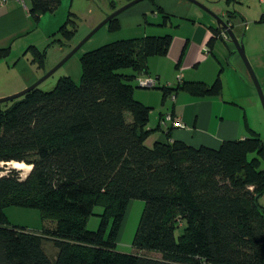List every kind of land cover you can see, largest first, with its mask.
Instances as JSON below:
<instances>
[{
	"label": "trees",
	"instance_id": "obj_1",
	"mask_svg": "<svg viewBox=\"0 0 264 264\" xmlns=\"http://www.w3.org/2000/svg\"><path fill=\"white\" fill-rule=\"evenodd\" d=\"M61 1L25 4L38 23ZM109 22L117 32L118 20ZM170 41L166 35L111 42L82 56L79 84L64 76L51 89L39 85L0 104V163L31 166L24 178L14 168L0 176V264H264L259 135L252 131L218 149L180 141L145 145L150 107L134 98V89L138 76L147 75L148 58L165 55ZM27 53L44 68L45 50L29 46ZM8 54L0 48V61ZM217 91L215 84L199 94ZM135 199L144 201L133 241L140 253L118 252ZM95 206L103 211L98 228L89 230ZM9 207L37 210L54 226L34 233L11 224ZM44 240L58 250L55 261Z\"/></svg>",
	"mask_w": 264,
	"mask_h": 264
},
{
	"label": "crops",
	"instance_id": "obj_2",
	"mask_svg": "<svg viewBox=\"0 0 264 264\" xmlns=\"http://www.w3.org/2000/svg\"><path fill=\"white\" fill-rule=\"evenodd\" d=\"M197 1L220 16L232 14V32L242 42L264 90V0ZM116 19L120 26L116 33L132 35L117 40L171 36L166 54L147 60L146 76L154 78L158 87L136 85L134 89V98L150 107L147 147L180 141L194 148L218 149L223 142L248 138L252 131L264 141V109L249 69L234 43L219 36L222 29L210 13L190 0H152L141 10L122 12ZM40 20L36 23L19 0L0 1V48H9L8 56L0 61V98L26 89L45 73L25 54L29 46L39 48L37 39L30 36ZM215 84L216 94H199ZM175 122L180 126H174ZM43 226L54 223L38 221L27 229L39 233ZM42 247L55 261L58 250L53 243L44 240Z\"/></svg>",
	"mask_w": 264,
	"mask_h": 264
},
{
	"label": "rangeland",
	"instance_id": "obj_3",
	"mask_svg": "<svg viewBox=\"0 0 264 264\" xmlns=\"http://www.w3.org/2000/svg\"><path fill=\"white\" fill-rule=\"evenodd\" d=\"M151 1L152 0H143L124 12L127 14H131L135 11L141 10L143 7L151 3ZM127 3V0H62L55 13L46 14L40 20L42 21L40 22V26H38L37 29L35 28L30 36L34 40L37 39L36 42L39 44V48L41 50H45L44 68L41 69V71L45 72L43 75L54 69L68 55V53L77 45H79L102 21H104L108 16L113 14L115 11H117ZM198 3L203 6L202 9L205 7L206 9H208V7L204 3ZM231 10H233V7ZM109 23L110 22L99 29L89 40H87L80 47V49L71 58H69L44 82H42L40 84L41 88L44 90L51 89L59 80V78L64 76L70 77L73 82L79 84L82 77L81 58L84 54L111 42H114L115 40H117V38L132 36L128 35L129 33L127 31H121L118 33L112 31L110 29L111 24ZM62 26L64 28L59 31ZM67 34H69L70 36L66 37ZM50 38L55 39V41H52L53 43H49ZM28 57L31 59V54H29ZM262 92H264V90H262ZM258 98L262 109H264L259 95ZM0 168L5 169L3 172H0L1 176L4 175L7 170L12 167L9 166V163L5 165L3 163H0ZM261 168H264V163H262ZM21 171L20 172L22 178H24L29 172L27 170V167L21 169ZM258 203L262 207H264V195L259 198ZM143 208L144 201L140 199L130 201L117 241L116 250L118 252L127 254L140 253V251L133 246V241L141 218V214L143 212ZM6 210V213H8V220L11 224L20 226L25 225L30 229L33 228L32 226L36 222L39 221L40 223H42L40 213L37 210H26L20 209L18 207H9ZM102 211L103 208L100 206H95L93 208V214L88 218V221L90 220L89 224L87 221V227L91 228L89 230H96L98 228L100 221L99 214H101ZM182 232L183 230L181 228L176 229L175 237L178 238L182 234ZM141 254L151 258L160 257V255L155 252H142Z\"/></svg>",
	"mask_w": 264,
	"mask_h": 264
},
{
	"label": "water",
	"instance_id": "obj_4",
	"mask_svg": "<svg viewBox=\"0 0 264 264\" xmlns=\"http://www.w3.org/2000/svg\"><path fill=\"white\" fill-rule=\"evenodd\" d=\"M143 0H132L130 2H128L126 5H124L123 7H121L120 9H118L117 11H115L113 14H111L110 16H108L104 21H102L96 28H94L89 35L79 44L77 45L75 48H73L68 55L51 71H49L48 73H46L45 75H43L42 77H40V79H38L35 83H33L32 85H30L29 87H27L26 89L11 95V96H7L4 98H0V104L2 103H6L9 101H12L14 99H17L21 96H24L27 92L31 91L32 89H34L35 87L39 86L42 82H44L50 75H52L59 67H61L69 58H71L79 49L80 47L87 41L89 40L99 29H101L105 24H107L110 20H112L113 18H116L119 14H121L122 12H124L125 10H127L128 8L134 6L135 4L141 2ZM191 2H193L194 4H196L199 7H203L202 5H200L196 0H190ZM204 10H206L208 13H210L217 21V24L219 25V27L226 31L227 34L229 35V39L230 41H232L234 43V45L236 46L238 52L240 53L242 59L244 60L246 66L249 69V72L251 74V77L253 79L254 85L257 89L258 95L261 99V103L262 106H264V92H262V89L260 87V84L258 83V81L256 80L254 73L248 63V60L246 58L245 52H244V47L241 41L237 40V38L235 37L234 33L232 32L231 29V25L229 20L232 18V14L230 12H228L226 15H218L214 12H212L209 9L203 8ZM226 18V19H224Z\"/></svg>",
	"mask_w": 264,
	"mask_h": 264
},
{
	"label": "built area",
	"instance_id": "obj_5",
	"mask_svg": "<svg viewBox=\"0 0 264 264\" xmlns=\"http://www.w3.org/2000/svg\"><path fill=\"white\" fill-rule=\"evenodd\" d=\"M22 4L25 5V1L26 0H19ZM219 36L226 42H228L229 39V35L227 34L226 31L221 30ZM138 81V86L142 87V88H147V89H152L156 86L157 82L154 78L148 77L144 74H141L140 76H138L137 78ZM167 119H170V117L168 116ZM174 126H180L179 122H175L173 123Z\"/></svg>",
	"mask_w": 264,
	"mask_h": 264
},
{
	"label": "bare ground",
	"instance_id": "obj_6",
	"mask_svg": "<svg viewBox=\"0 0 264 264\" xmlns=\"http://www.w3.org/2000/svg\"><path fill=\"white\" fill-rule=\"evenodd\" d=\"M9 166L14 168V169H18L20 171H21V169H24L25 167H27L28 171H30V169H31V166H28L24 163H19V162H11V163H9ZM21 172H23V171H21Z\"/></svg>",
	"mask_w": 264,
	"mask_h": 264
}]
</instances>
